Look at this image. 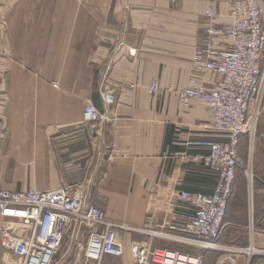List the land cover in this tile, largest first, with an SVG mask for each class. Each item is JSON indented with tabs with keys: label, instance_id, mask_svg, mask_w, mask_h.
<instances>
[{
	"label": "crops",
	"instance_id": "crops-1",
	"mask_svg": "<svg viewBox=\"0 0 264 264\" xmlns=\"http://www.w3.org/2000/svg\"><path fill=\"white\" fill-rule=\"evenodd\" d=\"M234 1L0 0V186L48 189L92 178L91 200L132 225L149 215L155 223L170 218L175 189L212 192L217 174L197 142L225 136L206 126L203 100L185 106L177 90L192 84L208 5L223 25L234 20ZM221 78L200 72L196 83L216 87ZM152 81L160 90L150 97ZM106 91L114 94L108 106ZM89 102L105 115L101 121H85ZM258 129L257 174L250 188L251 167L237 168L221 247L189 250L205 264L209 257L213 264H264V116ZM119 235L125 253L107 254L103 264H138L133 239L143 235ZM251 245V255L227 248Z\"/></svg>",
	"mask_w": 264,
	"mask_h": 264
},
{
	"label": "built area",
	"instance_id": "built-area-1",
	"mask_svg": "<svg viewBox=\"0 0 264 264\" xmlns=\"http://www.w3.org/2000/svg\"><path fill=\"white\" fill-rule=\"evenodd\" d=\"M206 14L209 19L204 30L206 36L202 45L195 49L192 84L177 90V95L185 106H189L194 98L203 100L209 109L206 126L225 136L197 142L208 148L203 162L217 174L212 192L175 189V207L170 218L165 216L160 223H155L149 215L145 224L132 225L110 218L103 207L91 200L95 183L92 178L75 185L62 184L48 189L0 186V246L14 255L18 264H53L61 240L69 230L75 239H81V232L84 235L83 241H77L80 247L78 264H103L107 254L123 255L125 242L120 231L143 235L142 239L134 241V257L138 264H205L202 254L171 248L157 239L221 247L215 240L224 225L237 168L243 164L242 136L256 138L263 106L264 1L235 0L232 6L234 20L223 25L214 22L218 14L214 6L208 5ZM219 37H226L231 42L220 47L216 42ZM208 71L221 75L216 87L196 83L198 74ZM133 88L134 84L131 91ZM159 90V82L152 81L149 96ZM103 99L108 106L113 102L114 94L106 91ZM104 116L92 102L86 104L85 121H101ZM249 179L252 188L253 174L249 173ZM227 248L249 255L255 250L253 245Z\"/></svg>",
	"mask_w": 264,
	"mask_h": 264
},
{
	"label": "rangeland",
	"instance_id": "rangeland-1",
	"mask_svg": "<svg viewBox=\"0 0 264 264\" xmlns=\"http://www.w3.org/2000/svg\"><path fill=\"white\" fill-rule=\"evenodd\" d=\"M262 69L264 70V58L262 61ZM259 115H260L259 117L264 116V98H263L262 110H261ZM259 141H260L259 129H258L257 137L255 139H249V137L246 135L242 136V141L240 144L241 157L243 158V161H244L243 164L245 166H247V168L251 167L249 170L250 174H253V170H254V173L257 174V168L255 169V159H256L257 144ZM84 227H85L84 225H81V228H84ZM77 228H80V226L78 225ZM84 229L86 230V228H84ZM75 233L77 234L78 231H76ZM79 235H80V233H79ZM80 236H82L81 239L80 238L75 239L72 230H69L63 236L61 243H60V248H59V250L55 256V260H54L53 264H78L80 262V247L78 246L77 241H79V240L83 241L84 240V235L82 232H81ZM138 240H139V237H138ZM134 241H136V240L133 239V242ZM216 241L217 240H215V242ZM164 242L166 245L170 246L171 248H175V249H179V250H183V251L195 250V251L201 252L203 254L204 253L206 254V251H204L205 249L215 248V247H205V246H201L204 248L198 247L200 245H195V246L184 245V244H181L179 242H174V241L172 242V240H167ZM226 253H227V251H221V253L218 251V253H215V254H216V256L217 255L218 256H220V255L226 256ZM207 262H208V264H213V258L209 257L207 259ZM0 263L1 264H18V260L16 259V257L14 255H12L11 253H7L0 246Z\"/></svg>",
	"mask_w": 264,
	"mask_h": 264
},
{
	"label": "bare ground",
	"instance_id": "bare-ground-1",
	"mask_svg": "<svg viewBox=\"0 0 264 264\" xmlns=\"http://www.w3.org/2000/svg\"><path fill=\"white\" fill-rule=\"evenodd\" d=\"M257 115L254 116V118L256 119ZM223 247V246H222Z\"/></svg>",
	"mask_w": 264,
	"mask_h": 264
}]
</instances>
